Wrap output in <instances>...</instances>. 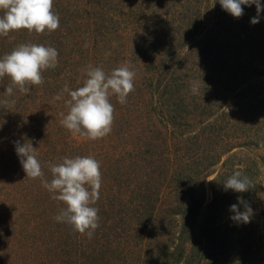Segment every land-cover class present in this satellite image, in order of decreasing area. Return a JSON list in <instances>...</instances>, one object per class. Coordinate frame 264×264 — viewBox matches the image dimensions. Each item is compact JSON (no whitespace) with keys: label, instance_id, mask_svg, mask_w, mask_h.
Returning a JSON list of instances; mask_svg holds the SVG:
<instances>
[{"label":"trees","instance_id":"obj_1","mask_svg":"<svg viewBox=\"0 0 264 264\" xmlns=\"http://www.w3.org/2000/svg\"><path fill=\"white\" fill-rule=\"evenodd\" d=\"M242 7L234 18L219 0H54L57 30L0 36V58L27 43L58 51L57 67L28 94L14 88L7 96L10 79L0 78V101H9L0 105V264H264V80L260 114L249 105L231 122L210 114L198 123L180 74L183 56L227 55L233 84L251 62L254 77H264V28L246 27V15L257 11ZM125 63L136 74L135 90L124 105L110 98L111 133L93 141L65 129V85L82 86L88 66L110 73ZM58 94L63 98L53 102ZM25 140L49 181V164L65 157L100 162L93 205L99 227L91 238L57 222L65 205L40 179L26 177L15 151V142ZM236 151L247 155L245 165H229ZM237 170L254 187L225 191ZM234 204L239 211L251 207L249 223L231 219Z\"/></svg>","mask_w":264,"mask_h":264},{"label":"clouds","instance_id":"obj_2","mask_svg":"<svg viewBox=\"0 0 264 264\" xmlns=\"http://www.w3.org/2000/svg\"><path fill=\"white\" fill-rule=\"evenodd\" d=\"M222 9L234 18L244 14L242 5L256 6L257 16L251 19L252 24L259 22V14L264 11L260 0H219ZM54 0H0V36L10 32L26 29L36 34L51 33L60 27V17L54 10ZM58 65V51L44 44H20L10 53L0 58V78L7 76L10 85L5 89L11 96L14 88L21 94H28L31 86L44 83L43 72ZM135 72L127 63L106 73L101 67L88 66L83 85L70 90L65 85L62 92L70 97L65 101L67 113H61L60 124L73 135H80L89 140L106 137L112 131L114 123V105L110 98L115 96L124 105L134 89ZM63 97L58 94L53 102ZM5 108L7 99L0 101ZM15 151L26 177L40 179L42 186L52 194V199L62 202L55 220L70 225L74 231L91 238L99 227V209L94 207L100 198L102 186L101 164L93 156L65 157L62 163L49 164L52 179L45 178L41 162L37 158V149L31 141L15 142ZM225 191L231 189L243 193L254 187L250 178L242 170L234 171L223 183ZM241 204L245 202L238 198ZM235 213L231 217L236 222H250L253 210L245 204L244 211L238 205L230 207Z\"/></svg>","mask_w":264,"mask_h":264},{"label":"rangeland","instance_id":"obj_3","mask_svg":"<svg viewBox=\"0 0 264 264\" xmlns=\"http://www.w3.org/2000/svg\"><path fill=\"white\" fill-rule=\"evenodd\" d=\"M260 3L264 6V0H260ZM249 15H246L244 21L246 27L252 25L251 19L253 16ZM258 24L264 28V11L259 14ZM180 63L183 69L180 74L183 80L187 82V86H184L182 91L185 90L184 95L187 96V104L189 102L192 105L193 118L198 123L210 114H215L213 116L215 120L222 119L224 122H231L230 119L233 118L234 113L242 114L246 112L249 105L253 107V112L257 114L262 112L263 107L260 102L263 95L261 80H264V77H254L256 75L252 70L256 66L255 62H251L249 69L243 75H240L242 79L238 84L232 83L231 62L227 55L222 56L219 60L215 57L214 59H208L203 56L188 55L183 56ZM206 64H209L208 74L202 71ZM202 101L204 102L202 103ZM203 104H205V107H203ZM238 152L236 151L237 154ZM246 159H248L247 155L238 154L235 158H231L229 165L239 164L243 166L247 162ZM224 160L225 158L222 161ZM212 178L207 180V187ZM207 194L206 203L209 202L211 197L210 193ZM256 213H259V211Z\"/></svg>","mask_w":264,"mask_h":264}]
</instances>
